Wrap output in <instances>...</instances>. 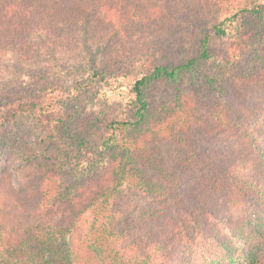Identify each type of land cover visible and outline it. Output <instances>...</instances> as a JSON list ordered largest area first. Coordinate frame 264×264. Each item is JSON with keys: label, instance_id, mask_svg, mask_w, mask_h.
I'll return each instance as SVG.
<instances>
[{"label": "trees", "instance_id": "obj_1", "mask_svg": "<svg viewBox=\"0 0 264 264\" xmlns=\"http://www.w3.org/2000/svg\"><path fill=\"white\" fill-rule=\"evenodd\" d=\"M138 1L0 0V58L6 51L33 58L41 56L43 47L48 51L75 48L82 29L95 37L119 29L129 32L136 16L160 29L174 15L172 7ZM256 1L241 0L239 15H260L264 5ZM192 8H197L193 2ZM213 31L201 39L194 58L178 65L148 67L135 80L129 103L132 119L111 123L112 131L102 138L103 152L110 154L106 167L80 183L73 195L76 206L71 226L81 231L75 246L69 244L66 230L55 223L53 205L63 191L57 171L48 166L35 168L41 154L24 153L20 170L39 171L40 181L36 190L25 181L27 191H18L7 172L10 165L0 160V264H264V103L259 100L234 119L227 106L218 102L198 111L184 92L157 108L149 98L158 83H178L185 75L195 79L200 64L212 59L211 39L228 34L223 24ZM263 74L264 68L239 78L237 84L261 88ZM205 83L214 88L211 78L205 77ZM23 97L31 99L28 94ZM8 100L0 97L2 159L12 154L2 132L19 128L17 106H36L34 99L25 104H15L16 98L13 104ZM196 132L231 138V146L223 143L220 147L219 162L196 149ZM167 144L178 145L175 159L183 169L193 165L215 169L212 177L201 175L192 195L186 192L182 177L164 167L161 151ZM125 188L154 200L143 222H154L160 231L146 228L147 239L141 245L125 241L114 230L117 219L112 201ZM204 190L213 192V207L202 203ZM247 204L260 211L258 219L234 217L235 210Z\"/></svg>", "mask_w": 264, "mask_h": 264}, {"label": "rangeland", "instance_id": "obj_2", "mask_svg": "<svg viewBox=\"0 0 264 264\" xmlns=\"http://www.w3.org/2000/svg\"><path fill=\"white\" fill-rule=\"evenodd\" d=\"M149 1L150 5L174 8L171 10L174 15L165 25L160 24V29L145 25L136 16L129 32L119 29L95 37L82 29L75 48L48 51L43 47L41 56L33 58L6 51L0 58V97H4V102L9 99L13 104V98L18 100L15 104L36 101L31 109H22V104L17 106L19 128L2 132L9 140L7 148L12 154L0 160L10 165L7 172L12 175L18 191H27L25 181L36 190L40 181L39 171L29 169L24 174L20 170L24 167V153L41 154L33 164L35 168L48 166L57 171L63 191L53 205L55 223L66 230L72 246L81 234L71 226L74 225L75 190L97 170L106 167L110 154L103 152L102 138L112 131L109 127L113 121L132 119L131 91L135 80L147 72L148 67L178 65L194 58L201 39L214 32L216 25L223 24L228 34L211 39L212 59L200 64L194 80L191 75H185L178 83L163 81L153 86L149 93L153 107H160L177 93L184 92L198 111L204 112L210 103L218 102L226 105L231 116L237 119L243 109L253 108L259 100L264 103V84L261 88L260 85L237 84L239 78L263 71L264 6L260 15L243 18L237 12L242 9L241 0ZM192 2L197 8H192ZM256 2L264 5V0ZM205 77L215 82L214 88L205 83ZM25 93L31 99L25 101ZM218 137L196 132L193 140L199 152H208L219 162L222 159L220 147L226 143L231 146V138ZM176 148L179 149L176 144L163 147L164 167L180 175L186 192L192 195L198 190L195 182L201 175L212 177L211 171L215 169H199L197 165L183 169L175 159ZM201 199L202 203L213 207V192L204 190ZM153 201L146 194L128 188L113 199V215L117 219L114 230L123 234L125 241L141 245L147 239L146 228L160 231L154 222H143ZM260 215L253 204H247L236 209L234 217L256 220Z\"/></svg>", "mask_w": 264, "mask_h": 264}]
</instances>
